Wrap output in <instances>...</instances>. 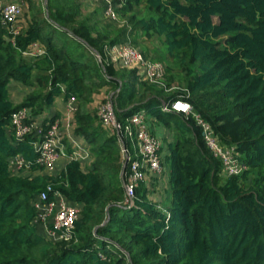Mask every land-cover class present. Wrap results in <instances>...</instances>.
Here are the masks:
<instances>
[{
	"label": "trees",
	"instance_id": "trees-1",
	"mask_svg": "<svg viewBox=\"0 0 264 264\" xmlns=\"http://www.w3.org/2000/svg\"><path fill=\"white\" fill-rule=\"evenodd\" d=\"M25 1L31 16L21 32L12 35L0 24V264H264V0H126L114 6L136 37L141 31L158 39L166 62L162 79L170 89L167 81L180 76L182 93L138 80L135 69L118 71L107 61L106 47L120 44L126 28L109 36L108 28L91 25L103 8L78 19L79 0H47L48 16ZM4 35L14 38L7 42ZM62 40L71 43L70 51ZM33 42L43 52L26 60L21 51ZM138 44L144 59L154 60ZM33 78L36 93L14 104L10 80L30 84ZM106 82L121 87L115 98L119 123L118 117L143 111L175 130L167 142L170 197L164 208L140 185L133 206L122 204L117 138L106 136L87 108L91 93ZM58 96L76 100L75 132L95 160L86 169L69 160L56 176L11 174L15 155L31 171L43 168L33 148L36 132L16 141L12 113L29 107L38 114ZM179 98L192 104V112L163 110ZM196 115L221 145H234L245 165L241 173L222 175V161L205 143ZM127 169L128 163L124 178ZM48 186V200L59 192L79 205L70 240L46 239L33 221V202Z\"/></svg>",
	"mask_w": 264,
	"mask_h": 264
},
{
	"label": "rangeland",
	"instance_id": "rangeland-1",
	"mask_svg": "<svg viewBox=\"0 0 264 264\" xmlns=\"http://www.w3.org/2000/svg\"><path fill=\"white\" fill-rule=\"evenodd\" d=\"M6 1H10V0H0V4ZM13 1H16L21 4L23 13L19 16L16 22L10 26L11 28H9V33L10 34L12 33V35L21 32L24 26L26 25V22L30 19V16H31L30 10L28 9V5L26 1L25 2L24 0H13ZM32 1L40 9L42 14L44 15L48 14L46 12L48 9L47 0H32ZM79 1L81 3L82 15L78 19L86 17L89 12L94 11V9L101 7L103 8L102 13L95 14L94 17H91L94 19L93 21H91L90 23L91 25L95 24L97 25V28L98 27L108 28L109 36H113L115 33L114 30L117 28H120V27L126 28L125 35L121 38V41H120L121 45L115 44L112 46H107L105 49L107 61L110 64H112L115 67V69H117L118 71H122V70L129 71V70L135 69L136 70L135 75L138 77V80H141L142 78H144L150 84H158L160 86L167 88L166 82L163 81L162 79L163 77L162 74H164L163 67L165 68L166 62L160 59L158 55L160 54L159 48L161 47V44L159 43L158 39L155 38V36H151L150 34L148 36L145 33H142L141 31H139V37L135 36V34L137 33V30L136 31L133 30L132 23L128 22V20L123 15V13H120V12L117 13L114 8L116 4L121 3L120 1H116V3L114 1L112 3L113 5H112L111 11L113 12V15H106L105 13L106 8L108 7L107 0H79ZM124 2H126V0ZM94 21H96L97 24L94 23ZM92 35L94 34L92 33ZM57 36L63 39V36L61 35H57ZM13 38H14L13 36L10 37L9 35H4V39L7 42L12 41ZM132 40H135L137 42L134 44L139 45L138 43H140L141 45L146 46L145 48L147 49L146 51L147 57L150 56L151 58L154 59L152 61L148 59L147 61H149L150 63L154 62V63L159 64L160 66H163L162 74L153 76L154 75L152 74L153 68L149 69V73H150L149 74L147 70L148 68L147 64L149 63L145 62L144 60L142 62L140 61L141 63H135V62H129V61L126 62L122 60L121 57H119V55L114 50L115 48H118V47H122V46L129 47L130 46L131 48H135L141 51L140 49H138V46H135L133 42H131ZM61 42L65 45L67 44L66 48L69 49V51L70 49H72L70 47L71 43H68L65 40H62ZM42 52H43L42 44H40L39 42H33L29 44L24 51H21V56L26 60H31L35 58L36 56L40 55ZM95 57L98 63H101L102 59H101L100 54L98 53L95 54ZM31 80L33 83H30V84L24 83L23 81L19 79L10 80L8 84V92H9V98L10 100H13L14 104L17 102L22 103L23 99H25L28 95L30 94L32 95L36 93L37 85L35 84L37 83L36 82L37 79L33 78ZM169 82L171 84H168V85H171V87L170 89L167 88L168 90L166 89L168 92L179 91L180 93H182L185 90L184 80L181 79L180 76L174 78L173 81L172 80L167 81V83ZM61 88L62 89L64 88L63 85L61 86ZM120 88H121L120 86L118 87L113 86L112 84H110V82L108 83L106 82V84L97 87L96 90L91 93V98H90L91 101L88 102L87 108L93 114L96 115L95 122H97L102 127L103 132H105V135L106 136L115 135L117 138L118 147L115 152L116 154L115 157L117 158L118 164L122 165L120 169V173H118V175L121 177L122 186H123V181H124L123 164H127L125 160V156H124V149H125L126 143H127V149L129 151L131 159L140 160L141 153H140V147L138 144L137 136L135 134V128L129 122L130 117L125 118V119L123 118V116L118 117L122 125V129L124 130V137H123V135L117 133L114 130L111 124V119H109L108 116L105 117V114H104L106 111V109L104 110V107L106 108V106L109 105L111 107L112 116L115 119L117 118L115 98ZM125 92L126 91H122L121 96L124 95ZM61 100H62L61 96H58V97H55L53 101H51V103H46V104L43 103L44 107L42 109V112L38 114L35 113L34 109H31L29 107H22L25 110V113H24L25 118L23 122L25 126L29 128L31 133H33L34 128L37 126L44 127L45 125V127H48V125L52 124L53 122L56 124L57 126L56 131L58 132L59 135L57 134L56 135L57 137L55 138L57 140V143H56L57 147L55 148L56 149L55 150L56 152L55 160H53L51 164L43 165L42 169L34 170V171H31L30 167L22 166L20 168L15 164H11L10 166L11 174L17 175V176H30V177L35 176L37 174L39 175L46 174L49 176H56L60 173L65 163L68 162L69 160H72V159L78 160L83 169L88 168L93 163V161L95 160L94 159L95 155L91 151L90 144L86 141L84 137H82L81 135H78L75 132V129H76L75 112L77 108L76 100L73 98L69 100H64L65 106H66L65 112L61 110L62 109L61 107L63 106L61 105L62 103ZM190 106L192 107V104H190ZM122 107H124V105H122ZM55 109L56 110L58 109L60 111L59 116H54ZM141 113L145 115V112H141ZM51 117H53L52 120H49V118ZM146 122L148 123V121L146 120L144 122L147 127L148 132L156 140L159 141V150L157 153L159 156L161 167H160V170L156 171L154 174H157L156 179L160 180V183L159 185L157 184L158 182L153 183L152 179L150 178V176L152 175H147V172H146L147 179L145 183L149 185L152 184V185L150 187L149 186L143 187V182H139L137 187H139V185L141 186V189L145 193L147 199L151 200L155 198L157 202L163 203V199L166 197L167 190L169 189V160L167 156V153L169 152V145L167 144V142H172L174 140L175 130L170 127L164 126L163 124H160L156 120L152 122L151 126L147 125ZM127 125L130 127L131 134H128L129 131L125 130V127ZM224 146L232 150V155L236 156L237 158L238 156H240V153L235 149L234 145L229 146L225 144ZM222 175H225V174L222 172ZM37 197L38 196H36V199L34 200L33 204L36 203ZM53 197L57 201L61 196L59 192H56ZM135 198H136V193L134 194L132 205L131 204L126 205L125 203L127 201H125V192H124V199L122 200L123 206H126L127 208H131L134 204ZM63 200L69 206L74 207L79 214L78 205L68 203L64 197H63ZM165 205L166 206L169 205V201L167 199L165 200ZM104 220L108 221V217L105 216ZM33 221L37 225L38 232L44 235L46 239L51 240L53 242L62 241V240L66 241L74 237V229L69 239H63L59 236V233L57 231H53V228L50 227L51 226V216L46 217L45 221H40L39 219L37 220V218L35 217ZM104 223L105 222H102V224ZM125 255L128 258L127 253H125Z\"/></svg>",
	"mask_w": 264,
	"mask_h": 264
},
{
	"label": "built area",
	"instance_id": "built-area-1",
	"mask_svg": "<svg viewBox=\"0 0 264 264\" xmlns=\"http://www.w3.org/2000/svg\"><path fill=\"white\" fill-rule=\"evenodd\" d=\"M107 1L108 7L106 8L105 13L106 15H113V12L111 11L113 5L112 3L114 1H120L122 3L125 0ZM21 12V4L16 1L12 0L0 4V24L5 26H11L19 18ZM129 47L122 46L113 49L116 51L119 57H121L122 60L126 62L129 61L141 63L144 60L145 62L149 63L147 64V70L149 73V69L153 68V76L162 74V66L154 62L150 63L149 61L144 59L143 55L139 50ZM105 109V117L108 116V118L111 119V124L114 130L117 133L124 135V130L122 129L121 123H119L112 116L111 107L108 105L106 106V108L104 107V110ZM163 110H173L174 112H183L185 114H188L192 112V107L187 101L176 100L171 104L169 108L163 106ZM24 113L25 110L23 108H20L13 112L10 118L9 126L14 134L16 141H22L25 135L31 133L29 128L26 127L23 122L25 118ZM195 117L197 123L203 129V137L205 143L211 150L212 154L222 161V172L225 175H237L241 173L245 169V165L236 156L232 155V150L230 148H227L218 142L217 138L214 136L212 128L205 121H203L197 115ZM129 122L135 128V134L137 136L138 144L140 147L141 159H131L125 146L124 156L126 162L128 163L127 174L123 181L125 201H127L125 203L126 205H132L135 190L138 186V183L142 182L145 179L146 171L156 172L159 171L161 167L159 156L157 153L159 150V141L156 140L148 132L147 127L144 123L142 113L137 112L131 115L129 118ZM56 128L57 126L53 122L52 124H49L48 127H46L45 129L41 126H37L33 130L34 132H36L37 138V140L33 142V148L37 153L36 162H38L41 166L45 164H51L53 160H55V148L57 147V140L55 138L58 134ZM125 130L129 131L128 134H131L130 127L128 125L125 127ZM11 163L17 165L20 168L22 166L27 167L29 165V162L24 160L19 155L13 156L11 158ZM50 190L51 187L48 186L47 190L39 192L37 201L36 203H34V207L37 212L36 218L37 220L39 219L40 221H45L46 217L51 216V228H53V231H57L61 238L69 239L73 232L75 221L78 217V212L74 207L66 204L61 194V197L57 201L55 199L48 200V191Z\"/></svg>",
	"mask_w": 264,
	"mask_h": 264
},
{
	"label": "crops",
	"instance_id": "crops-1",
	"mask_svg": "<svg viewBox=\"0 0 264 264\" xmlns=\"http://www.w3.org/2000/svg\"><path fill=\"white\" fill-rule=\"evenodd\" d=\"M10 1H12V0H10ZM7 2V1H6ZM5 3V2H4ZM12 102H13V100H11ZM53 101V100H52ZM60 101V100H59ZM61 105H63L61 108V110L63 111V112H65L66 111V106H65V102H64V100H61ZM14 103V102H13ZM17 103H19V102H17ZM17 103H15V104H17ZM43 107H44V104H43ZM141 112H143V111H141ZM59 113H60V111L57 109H55V112H54V116H59ZM143 115V119H144V122L147 120L148 121V123H147V125H150L151 126V124H152V122L153 121H155L156 119H154V118H152V117H150V116H148V115H144V114H142ZM45 118H47V117H45ZM151 119H152V121H151ZM157 121V120H156ZM12 158V157H11ZM11 158L9 159V169H10V166H11ZM64 167V166H63ZM147 172V175H152V176H150V178L152 179V182L153 183H155V182H158L157 184L159 185V183H160V180H157L156 178H157V174H154L155 172H151V171H146ZM147 175H146V177H145V179L142 181L143 182V187H147V186H151L152 184H146L145 182H146V179H147ZM150 179V180H151ZM148 183V182H147ZM169 190V189H168ZM167 190V194H166V197L163 199V203H160V202H157V200L154 198V199H151V201H153V202H156V203H158V204H160L162 207H165L166 205H165V200L167 199L168 201H169V191ZM63 198V197H62ZM67 204V203H66ZM75 205H78V204H75ZM165 205V206H164ZM78 208H79V205H78Z\"/></svg>",
	"mask_w": 264,
	"mask_h": 264
},
{
	"label": "water",
	"instance_id": "water-1",
	"mask_svg": "<svg viewBox=\"0 0 264 264\" xmlns=\"http://www.w3.org/2000/svg\"><path fill=\"white\" fill-rule=\"evenodd\" d=\"M125 167H126V164H123V172H124ZM104 222H107V220H105Z\"/></svg>",
	"mask_w": 264,
	"mask_h": 264
}]
</instances>
